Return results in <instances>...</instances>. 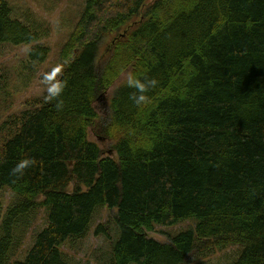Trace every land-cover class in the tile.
Here are the masks:
<instances>
[{
    "label": "trees",
    "instance_id": "trees-1",
    "mask_svg": "<svg viewBox=\"0 0 264 264\" xmlns=\"http://www.w3.org/2000/svg\"><path fill=\"white\" fill-rule=\"evenodd\" d=\"M45 36L0 0V51L27 46L40 65ZM57 61L47 91L0 121V264H69L61 247L97 207L116 209L109 264H204L230 247L228 264H264V0H86ZM130 77L157 81L146 105ZM183 221L193 230L147 238Z\"/></svg>",
    "mask_w": 264,
    "mask_h": 264
},
{
    "label": "rangeland",
    "instance_id": "rangeland-1",
    "mask_svg": "<svg viewBox=\"0 0 264 264\" xmlns=\"http://www.w3.org/2000/svg\"><path fill=\"white\" fill-rule=\"evenodd\" d=\"M86 0H14L15 14L18 17H26L33 22L41 31L46 32V36L41 41L48 46L49 56L40 65H30L24 55L27 46H4L0 51V82L1 76L10 75L9 91L13 95L9 97L7 90L0 83V121L10 115H18L28 110L25 107L27 100L36 98L44 94L49 87V82L45 80V75L56 71L58 51L68 34L72 32L74 24L78 21ZM152 1V0H150ZM26 67V68H25ZM21 72V73H20ZM13 74L16 77H13ZM110 93V92H109ZM103 95L95 104V108L100 115L105 116L108 95ZM100 143L99 139L95 140ZM102 147V143H100ZM2 198L3 211L9 202L11 193L9 190L0 192ZM38 202V200H36ZM39 203V202H38ZM37 203V204H38ZM33 228L36 231L45 227L46 219L42 217L47 209L40 208ZM42 212L45 214L42 215ZM116 209L97 207L92 215L89 231L83 238H71L61 247L63 257L69 260V264H109L111 261V243L118 239L119 228L114 217ZM193 222L183 221L169 227L156 226L147 238L157 241H168V239L185 230H193ZM104 233H108L106 239ZM118 236V237H117ZM117 237V238H116ZM31 244L29 234L25 242L28 247ZM111 244V246H112ZM109 248V249H108ZM238 249L230 247L210 253L204 259V264H228L237 255ZM25 254L23 251L17 256L19 261H23ZM194 264V263H190Z\"/></svg>",
    "mask_w": 264,
    "mask_h": 264
},
{
    "label": "clouds",
    "instance_id": "clouds-1",
    "mask_svg": "<svg viewBox=\"0 0 264 264\" xmlns=\"http://www.w3.org/2000/svg\"><path fill=\"white\" fill-rule=\"evenodd\" d=\"M157 81L147 80L145 82H141L140 80H135L133 78H129L128 80V86L132 87L136 90V93H133L130 98L132 101L139 107L142 105H146L149 101L148 98L144 95V93L148 90L150 87H155ZM138 93V94H137ZM59 107V105H58ZM32 161L29 160H21L18 162L15 167L11 170V175L16 177L17 179H20L24 175V170L31 166Z\"/></svg>",
    "mask_w": 264,
    "mask_h": 264
},
{
    "label": "water",
    "instance_id": "water-1",
    "mask_svg": "<svg viewBox=\"0 0 264 264\" xmlns=\"http://www.w3.org/2000/svg\"><path fill=\"white\" fill-rule=\"evenodd\" d=\"M102 96H103V95H102ZM102 96H100V98H102ZM100 98H99V99H100Z\"/></svg>",
    "mask_w": 264,
    "mask_h": 264
},
{
    "label": "bare ground",
    "instance_id": "bare-ground-1",
    "mask_svg": "<svg viewBox=\"0 0 264 264\" xmlns=\"http://www.w3.org/2000/svg\"><path fill=\"white\" fill-rule=\"evenodd\" d=\"M102 96V95H101ZM98 100H99V98H98Z\"/></svg>",
    "mask_w": 264,
    "mask_h": 264
}]
</instances>
